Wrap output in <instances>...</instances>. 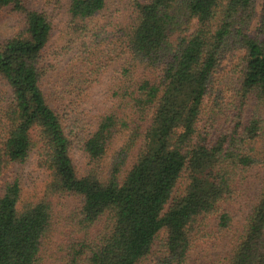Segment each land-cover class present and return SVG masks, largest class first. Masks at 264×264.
<instances>
[{"label":"trees","instance_id":"trees-1","mask_svg":"<svg viewBox=\"0 0 264 264\" xmlns=\"http://www.w3.org/2000/svg\"><path fill=\"white\" fill-rule=\"evenodd\" d=\"M31 2L0 0V264H264V0Z\"/></svg>","mask_w":264,"mask_h":264},{"label":"rangeland","instance_id":"rangeland-1","mask_svg":"<svg viewBox=\"0 0 264 264\" xmlns=\"http://www.w3.org/2000/svg\"><path fill=\"white\" fill-rule=\"evenodd\" d=\"M63 1L64 0H57L56 2L55 0H32L31 4L35 8H44L50 11L54 15V21L58 26H60L59 24H61L62 21L61 16H63L60 12V5ZM259 2H261V0H258L257 11L260 9ZM22 27V22L12 15L0 19V37H7L16 34L21 31ZM55 36L56 33H54V37ZM203 255L204 254H193L191 257L192 262H196L197 260L203 258Z\"/></svg>","mask_w":264,"mask_h":264}]
</instances>
